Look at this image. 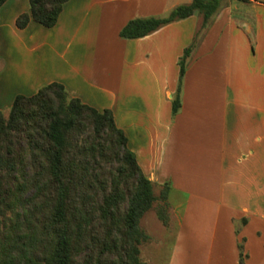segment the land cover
<instances>
[{"label":"crops","instance_id":"0c3cea01","mask_svg":"<svg viewBox=\"0 0 264 264\" xmlns=\"http://www.w3.org/2000/svg\"><path fill=\"white\" fill-rule=\"evenodd\" d=\"M187 1L65 0L53 25L30 19L19 28L14 18L28 1L4 0L0 26L12 30V47L0 50V108L51 80L110 108L150 180L188 194L187 203L214 204L211 218H178L167 264H183L186 254L196 256L188 264H239L238 242L241 264H264V0H220L186 60L173 115L177 58L197 13L118 35L130 18Z\"/></svg>","mask_w":264,"mask_h":264},{"label":"trees","instance_id":"16d2710c","mask_svg":"<svg viewBox=\"0 0 264 264\" xmlns=\"http://www.w3.org/2000/svg\"><path fill=\"white\" fill-rule=\"evenodd\" d=\"M27 1L16 27L30 19L53 25L65 0ZM219 4L188 0L162 15L130 18L118 30L142 36L197 13L192 38L177 58L171 115L180 105L186 60ZM156 183L140 169L110 108L69 95L56 80L16 93L7 109L0 108V264H143L139 245L149 235L140 217L157 200L156 217L168 220L170 186L163 181L154 194Z\"/></svg>","mask_w":264,"mask_h":264},{"label":"rangeland","instance_id":"374dc122","mask_svg":"<svg viewBox=\"0 0 264 264\" xmlns=\"http://www.w3.org/2000/svg\"><path fill=\"white\" fill-rule=\"evenodd\" d=\"M0 30L2 31L0 38V50L4 49V51L9 53L12 47V30L10 29V27H8L7 24H3L2 26H0ZM8 91H10V88H8ZM0 99H2V95L0 96ZM7 107L8 106H3L1 107V109L5 110L7 109ZM162 182H157L155 185H153L154 194L158 193ZM187 196L188 194L186 193L167 192L166 212L168 220L166 224H162L155 215L154 205L157 200L154 201L153 205L149 209H147L140 217L139 225L149 235L148 239L139 245V256L142 259L143 264H167V260L170 257V251L174 239L176 223L179 217L182 216L184 219L188 217L195 219H208L215 216L214 204L208 201L204 202L202 199L198 201L193 200L194 197L193 199H189V202L187 203ZM203 227L204 225H201V223L196 226V228L200 229H202ZM182 232L183 231H181L180 233ZM181 243L183 244V249L182 251H178L177 249V257H179L182 252L183 258V255L187 253V247L185 242ZM202 244L203 248H205L204 243ZM177 247L180 249V244L177 245ZM186 256L187 258L184 259L183 264H188L189 261L193 262V260H196V258H194L196 257L194 254L191 255L189 258L187 254Z\"/></svg>","mask_w":264,"mask_h":264}]
</instances>
